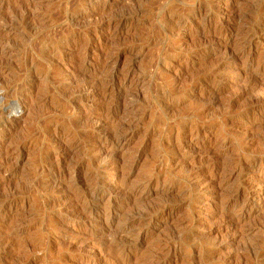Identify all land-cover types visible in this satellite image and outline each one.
<instances>
[{"label":"rangeland","instance_id":"rangeland-1","mask_svg":"<svg viewBox=\"0 0 264 264\" xmlns=\"http://www.w3.org/2000/svg\"><path fill=\"white\" fill-rule=\"evenodd\" d=\"M0 264H264V0H0Z\"/></svg>","mask_w":264,"mask_h":264},{"label":"bare ground","instance_id":"bare-ground-1","mask_svg":"<svg viewBox=\"0 0 264 264\" xmlns=\"http://www.w3.org/2000/svg\"><path fill=\"white\" fill-rule=\"evenodd\" d=\"M234 72V71H233ZM120 141V140H119ZM189 172V171H188Z\"/></svg>","mask_w":264,"mask_h":264}]
</instances>
